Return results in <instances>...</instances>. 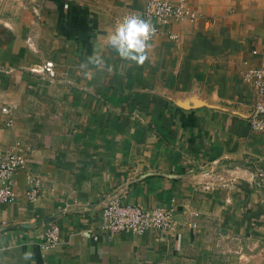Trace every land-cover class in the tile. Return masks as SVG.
<instances>
[{
    "label": "crops",
    "instance_id": "crops-1",
    "mask_svg": "<svg viewBox=\"0 0 264 264\" xmlns=\"http://www.w3.org/2000/svg\"><path fill=\"white\" fill-rule=\"evenodd\" d=\"M147 1L0 0V152L26 160L0 207V264H32L29 249L35 264H264V131L249 127L243 80L264 67V0H185L196 21L164 27L136 66L105 37ZM94 53L112 70L86 78ZM116 194L173 208L174 228L109 237Z\"/></svg>",
    "mask_w": 264,
    "mask_h": 264
},
{
    "label": "built area",
    "instance_id": "built-area-1",
    "mask_svg": "<svg viewBox=\"0 0 264 264\" xmlns=\"http://www.w3.org/2000/svg\"><path fill=\"white\" fill-rule=\"evenodd\" d=\"M127 15H139L149 21L156 29L152 41L158 37L164 27H168L173 21H186L194 23L196 14L189 8L185 0L171 3L167 0H148L141 12L127 11L114 19L117 20ZM172 40L177 38L172 32L168 33ZM151 41V42H152ZM52 74L50 64L41 70ZM243 80L249 83L254 90L255 101L248 116V124L252 131H264V67H252L243 74ZM5 114L9 110L2 109ZM12 120L7 122L11 125ZM25 156L19 148H9L5 154L0 152V207L15 200V177L18 171L25 167ZM40 191V180L32 179L25 195L29 201H36ZM123 194H116L109 198L101 210V229L109 237L119 233L142 235L149 230L169 231L174 228V209L171 207L145 208L141 205H132L124 202ZM42 246L52 249L60 243V228L56 224H50L40 236Z\"/></svg>",
    "mask_w": 264,
    "mask_h": 264
},
{
    "label": "clouds",
    "instance_id": "clouds-1",
    "mask_svg": "<svg viewBox=\"0 0 264 264\" xmlns=\"http://www.w3.org/2000/svg\"><path fill=\"white\" fill-rule=\"evenodd\" d=\"M155 32V27L141 16L127 15L116 21L112 30L107 33L105 43L121 60L142 66L148 59ZM89 65L92 67L90 68ZM80 68L87 69L84 73L86 78H92L94 75L92 68L112 70L105 64L104 58L99 53L88 56L86 62L81 63ZM22 259L35 264V253L30 249L24 251Z\"/></svg>",
    "mask_w": 264,
    "mask_h": 264
}]
</instances>
